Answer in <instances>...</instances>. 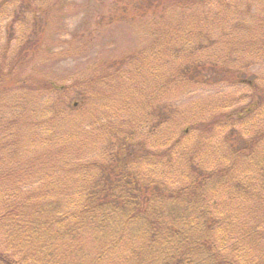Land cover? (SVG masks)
Returning a JSON list of instances; mask_svg holds the SVG:
<instances>
[{
    "label": "rangeland",
    "instance_id": "obj_1",
    "mask_svg": "<svg viewBox=\"0 0 264 264\" xmlns=\"http://www.w3.org/2000/svg\"><path fill=\"white\" fill-rule=\"evenodd\" d=\"M157 4L6 0L0 5V60H20L0 72L6 77L0 83V214L18 199L29 205L33 197L59 202L64 215L72 209L78 181L89 175L85 162L132 130L136 149L150 155L155 135L164 129L159 122H168L165 113L174 132L166 147L189 143L197 161L214 147L227 165L245 138L264 134V0H207L184 9ZM160 15L168 25L156 24ZM182 25L190 27L185 43L177 41ZM156 42L167 69L152 62ZM187 59L204 65L196 76L187 70L191 80L177 72ZM160 144L157 150L165 148ZM258 144L264 147V141ZM64 155L71 165L64 164ZM2 219L0 251L5 253L12 227ZM230 242L224 247L240 255V264L248 255L254 262L264 251L252 243L234 248Z\"/></svg>",
    "mask_w": 264,
    "mask_h": 264
},
{
    "label": "trees",
    "instance_id": "obj_2",
    "mask_svg": "<svg viewBox=\"0 0 264 264\" xmlns=\"http://www.w3.org/2000/svg\"><path fill=\"white\" fill-rule=\"evenodd\" d=\"M205 1L159 0L156 6L167 3L169 7L176 5L184 9L191 4L194 8ZM158 19L161 22L156 24L168 25L166 17L161 19L160 15ZM188 30L190 27L181 26L178 42L188 41ZM158 47L152 62L167 69L161 61L165 58L161 44ZM0 61V72L4 73L3 65L10 64L4 67L12 70V65L20 60L11 58L5 63L1 57ZM145 63L148 65V58ZM200 67L204 65L187 59L177 67V72L183 71L191 80ZM191 69L194 75L187 73ZM228 72L231 78L238 79V74ZM1 73L0 83L6 78ZM44 83L55 91L51 82ZM165 114L168 122L162 120L159 124L170 132L167 126L170 117ZM163 130L155 135L154 149L148 151L150 155L139 153L138 146L132 143L134 130L124 131V136L114 137L112 146L96 152L95 158L85 162L89 175L78 181L71 197L72 209L64 215L59 212L63 205L50 199L43 202L32 197L29 205L18 199L14 207H4L0 220L5 219L12 229L3 245L5 253L0 251V262L240 264V255H232L224 243L231 240L234 248L241 243H252L264 249V147L258 144L264 141V134L245 138L243 149H237L239 155H232V162L226 165L214 147L203 158L193 160L196 151L188 147V137L183 133L179 137L186 139L185 147L177 141L166 147L174 132L171 129L168 137ZM157 143L165 148L157 150ZM53 152L49 150L46 154L54 159ZM62 158L67 160L65 165L72 164L69 156ZM176 171H179L177 176ZM181 174L185 177L187 174L188 179L183 180ZM176 178L177 184L172 185ZM46 184L51 186L50 182ZM247 259L243 261L245 264H264V251L252 263L249 255Z\"/></svg>",
    "mask_w": 264,
    "mask_h": 264
}]
</instances>
